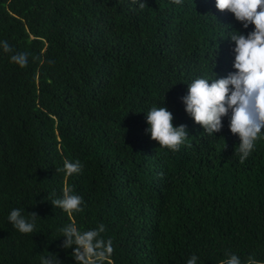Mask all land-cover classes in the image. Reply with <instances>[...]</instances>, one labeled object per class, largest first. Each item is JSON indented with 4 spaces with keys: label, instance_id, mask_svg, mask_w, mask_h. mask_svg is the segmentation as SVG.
<instances>
[{
    "label": "trees",
    "instance_id": "obj_1",
    "mask_svg": "<svg viewBox=\"0 0 264 264\" xmlns=\"http://www.w3.org/2000/svg\"><path fill=\"white\" fill-rule=\"evenodd\" d=\"M0 264H264V0H0Z\"/></svg>",
    "mask_w": 264,
    "mask_h": 264
}]
</instances>
